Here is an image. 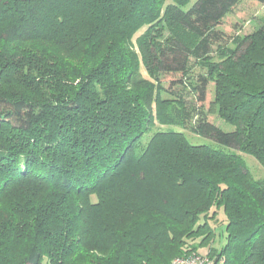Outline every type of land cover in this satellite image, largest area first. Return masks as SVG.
<instances>
[{
  "label": "trees",
  "instance_id": "16d2710c",
  "mask_svg": "<svg viewBox=\"0 0 264 264\" xmlns=\"http://www.w3.org/2000/svg\"><path fill=\"white\" fill-rule=\"evenodd\" d=\"M238 1L0 0V264H171L191 237L216 264H264L243 157L264 168V23L191 84L194 133L226 148L174 129L137 148L183 124L190 59L232 37Z\"/></svg>",
  "mask_w": 264,
  "mask_h": 264
},
{
  "label": "rangeland",
  "instance_id": "374dc122",
  "mask_svg": "<svg viewBox=\"0 0 264 264\" xmlns=\"http://www.w3.org/2000/svg\"><path fill=\"white\" fill-rule=\"evenodd\" d=\"M191 5V4H190ZM264 23V2L260 3L255 0H240L238 1L234 7H232L227 16L224 19V22L222 25L218 26L219 29L225 30L229 35L232 37L227 39V41L221 42V43H213L212 44V50L211 52L206 55L205 57L201 59H196L192 57L190 59L189 67H188V85L185 89V109H184V116H183V124L181 125H169V124H161L158 121H155V124L152 125L150 130L144 134L141 141L138 143L137 148H141L143 144H145L148 139L151 137L152 133L156 130L163 129H174L177 131H182L188 140L191 143L194 144H209L216 148H226L218 143L214 142L211 139H208L206 137L200 136L196 133H194V124L195 122L205 116L207 109L196 107L197 111H192V103L194 102V97L192 96L191 91V84L195 81L196 76L199 73H208L211 68L219 62V56L220 53L224 49H230L235 47L237 41L242 38L245 35L251 34L255 32L257 29H259ZM146 25L143 27V29L135 34L133 36V47L137 51H139L137 46V40L138 36H140L143 31H145ZM168 33V30L165 31V34ZM142 64L140 63V66ZM139 77H149L147 72L143 69L141 70V74H139ZM156 85L158 87V91L164 95L166 92L164 91L165 84L161 82H156ZM184 99V97H183ZM210 118L216 122L219 126L224 128L225 130H230L233 128V126L227 122H225L223 119L218 118L216 115H210ZM243 154V153H242ZM243 157L245 159V162L250 170V172L254 175L255 178L262 179L264 181V168L260 165V163L251 155L249 154H243ZM94 199V198H93ZM217 217L216 221L213 219H210L211 224L214 228V235L215 239L213 240L212 246L216 248H221L226 241V217L223 213L222 209H217ZM132 223V222H128ZM199 237H191L185 239V244L183 246V251L191 250L192 253H200V254H208L210 247L208 245L199 246L200 243ZM198 246V247H196ZM195 249H194V248ZM175 257H178L175 255Z\"/></svg>",
  "mask_w": 264,
  "mask_h": 264
},
{
  "label": "built area",
  "instance_id": "2783aa9c",
  "mask_svg": "<svg viewBox=\"0 0 264 264\" xmlns=\"http://www.w3.org/2000/svg\"><path fill=\"white\" fill-rule=\"evenodd\" d=\"M171 264H216L209 254L192 253L175 257Z\"/></svg>",
  "mask_w": 264,
  "mask_h": 264
}]
</instances>
